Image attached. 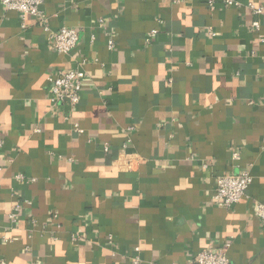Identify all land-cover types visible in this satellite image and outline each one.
Wrapping results in <instances>:
<instances>
[{
  "label": "crops",
  "instance_id": "obj_1",
  "mask_svg": "<svg viewBox=\"0 0 264 264\" xmlns=\"http://www.w3.org/2000/svg\"><path fill=\"white\" fill-rule=\"evenodd\" d=\"M209 2L44 0L47 31L0 1V264H189L221 247L264 264V14ZM62 26L79 30L69 54L50 40ZM83 60L79 104L54 106L48 75ZM243 169L247 195L216 205L217 177Z\"/></svg>",
  "mask_w": 264,
  "mask_h": 264
},
{
  "label": "built area",
  "instance_id": "obj_2",
  "mask_svg": "<svg viewBox=\"0 0 264 264\" xmlns=\"http://www.w3.org/2000/svg\"><path fill=\"white\" fill-rule=\"evenodd\" d=\"M8 10L18 11L21 17L24 19L27 16H32L36 19L38 24L44 27L45 30H49L47 25V17L42 10L44 0H0ZM173 4H179L186 0H170ZM226 7L248 8L256 16H262L264 14V8L252 1L244 3L240 0H222ZM209 5L211 9L215 8V0H210ZM105 24L103 19L99 20V26L103 27ZM261 22L256 19L252 22L253 31L261 30ZM157 30H152L148 41H151L153 37L157 35ZM213 34V32H211ZM108 37L107 46L112 49L115 46V40L109 32L105 34ZM50 40L52 41L54 49L58 53L69 54L74 50L79 42V30L76 27L62 26L58 31L50 34ZM261 41L264 42V34L261 37ZM85 60L79 63L74 69L70 70H56L48 75V84L50 90L51 102L54 106H66L71 111L79 104L81 100V93L83 91V83L87 76L84 65ZM82 132L81 129H79ZM4 145V141L0 140V147ZM105 150L109 149V145L106 144ZM127 144L124 145L126 149ZM234 159H239V152L233 153ZM135 158H127L124 162V168L126 170H132L135 167ZM18 180H25L23 174H17L15 176ZM253 182V176L249 170L243 169L236 173L222 174L217 177L216 190L213 194V202L224 208H231L237 204L242 198L247 195V191ZM21 207V204L17 203L13 211L9 214L11 221H15L17 218V211ZM257 216L264 223V203L260 202L257 205ZM7 241V239H6ZM140 250L135 248V252ZM133 264H140L141 259L139 255L132 257ZM32 264H38L34 262ZM189 264H233L230 258L227 256L225 249L210 248L199 252Z\"/></svg>",
  "mask_w": 264,
  "mask_h": 264
},
{
  "label": "clouds",
  "instance_id": "obj_3",
  "mask_svg": "<svg viewBox=\"0 0 264 264\" xmlns=\"http://www.w3.org/2000/svg\"><path fill=\"white\" fill-rule=\"evenodd\" d=\"M161 69L163 70V65H161ZM39 85H37V87H38ZM48 127L49 128H51L52 127V125L50 124V125H48ZM137 200H138V198H136Z\"/></svg>",
  "mask_w": 264,
  "mask_h": 264
}]
</instances>
